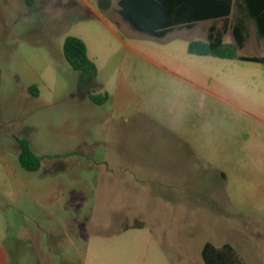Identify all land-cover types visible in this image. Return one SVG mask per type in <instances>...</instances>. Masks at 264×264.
Returning a JSON list of instances; mask_svg holds the SVG:
<instances>
[{"label":"rangeland","instance_id":"obj_1","mask_svg":"<svg viewBox=\"0 0 264 264\" xmlns=\"http://www.w3.org/2000/svg\"><path fill=\"white\" fill-rule=\"evenodd\" d=\"M108 1L0 0L9 264H204L206 242L264 264V62L189 53L208 23L150 37ZM248 28L239 52L264 57ZM69 35L98 67L84 88ZM19 138L38 170L21 165Z\"/></svg>","mask_w":264,"mask_h":264},{"label":"trees","instance_id":"obj_2","mask_svg":"<svg viewBox=\"0 0 264 264\" xmlns=\"http://www.w3.org/2000/svg\"><path fill=\"white\" fill-rule=\"evenodd\" d=\"M118 13L134 30L150 37H163L176 28H192L198 22L213 20L214 23L224 21V29L213 25L208 32L207 40H192L188 51L197 55H213L221 58L238 59L241 61L264 62L259 55L241 54L248 35L247 21L250 19L256 27L258 36L264 41V0H118ZM245 8L243 17H236L232 29L234 42L224 40L228 31L229 18L234 6ZM64 56L70 66L79 72L80 88L89 86L98 74V67L88 55V47L83 39L75 35L65 38ZM30 91L37 95L33 87ZM95 103L108 99L89 93ZM20 151L18 154L21 165L28 170H38L42 157L36 154L27 139L17 140ZM204 264H248L236 249L229 243L216 246L206 242L202 250Z\"/></svg>","mask_w":264,"mask_h":264},{"label":"crops","instance_id":"obj_3","mask_svg":"<svg viewBox=\"0 0 264 264\" xmlns=\"http://www.w3.org/2000/svg\"><path fill=\"white\" fill-rule=\"evenodd\" d=\"M245 13H246V11H245V8H239V7H237L236 5L233 7V9H232V15H231V17L229 18V22H230V20H231V18L233 19L232 20V23L229 25V23H228V27H227V32L225 33V35H224V40L225 41H227V42H234L235 41V39H234V35L232 34V29H233V27L235 26V24H236V17L238 18V17H243V15H245ZM248 23H246V25H247V27H248V24H249V22H252L250 19H245ZM223 23H224V21H222ZM206 23H208V29H207V32H203L204 30H202L201 29V32H202V34L204 35V37H205V39L204 40H207L208 39V32H209V29L213 26V25H216V23H214V21L213 20H204V21H200V22H198L195 26H193L192 28H198V27H202L203 29H204V25L206 24ZM209 23H211L210 25H209ZM253 23V22H252ZM201 24H203V25H201ZM254 24V23H253ZM201 25V26H200ZM223 26H224V24H223ZM254 27H255V24H254ZM182 28H186V27H180V29H182ZM192 28H187V29H192ZM224 29V27L223 28H220V30H223ZM248 30H249V28H248ZM229 31L231 32V34H232V36H233V38L231 39V38H229V36H228V33H229ZM255 31H256V27H255ZM256 35H257V37L259 38V40H261L263 43H264V41H263V39H261L259 36H258V34H257V31H256ZM248 37V36H247ZM247 38H246V42H245V44H244V47L245 46H247ZM243 47V48H244ZM10 263V255H9V251L6 249V247L4 246V245H0V264H9Z\"/></svg>","mask_w":264,"mask_h":264},{"label":"water","instance_id":"obj_4","mask_svg":"<svg viewBox=\"0 0 264 264\" xmlns=\"http://www.w3.org/2000/svg\"><path fill=\"white\" fill-rule=\"evenodd\" d=\"M101 7L103 8V9H107V8H109L110 7V1H108V0H102V2H101Z\"/></svg>","mask_w":264,"mask_h":264}]
</instances>
